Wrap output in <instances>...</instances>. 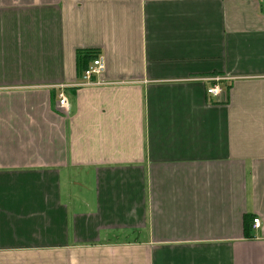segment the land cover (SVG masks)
Returning <instances> with one entry per match:
<instances>
[{
	"label": "crops",
	"instance_id": "obj_1",
	"mask_svg": "<svg viewBox=\"0 0 264 264\" xmlns=\"http://www.w3.org/2000/svg\"><path fill=\"white\" fill-rule=\"evenodd\" d=\"M0 264H264V0H0Z\"/></svg>",
	"mask_w": 264,
	"mask_h": 264
},
{
	"label": "built area",
	"instance_id": "obj_2",
	"mask_svg": "<svg viewBox=\"0 0 264 264\" xmlns=\"http://www.w3.org/2000/svg\"><path fill=\"white\" fill-rule=\"evenodd\" d=\"M106 69V63L103 59V57L98 56L96 57L89 65V67L84 71L83 73V79L85 82L83 85H93L97 84L95 81H93V76L95 74H101L105 71ZM220 81L221 78H215L214 79V84L208 89V93L213 95L214 97H217L218 95L221 94L223 91V88L220 86ZM59 105L66 111L70 110V103L65 96V94L62 92L59 95ZM255 224H258L260 222V218H255L254 219Z\"/></svg>",
	"mask_w": 264,
	"mask_h": 264
},
{
	"label": "trees",
	"instance_id": "obj_3",
	"mask_svg": "<svg viewBox=\"0 0 264 264\" xmlns=\"http://www.w3.org/2000/svg\"><path fill=\"white\" fill-rule=\"evenodd\" d=\"M98 55L92 51L80 52L79 53V66L80 71L84 73V71L89 67L90 63L96 58Z\"/></svg>",
	"mask_w": 264,
	"mask_h": 264
}]
</instances>
